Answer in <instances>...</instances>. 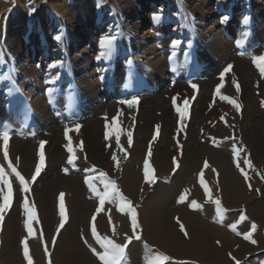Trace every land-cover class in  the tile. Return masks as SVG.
<instances>
[{
    "label": "bare ground",
    "instance_id": "obj_1",
    "mask_svg": "<svg viewBox=\"0 0 264 264\" xmlns=\"http://www.w3.org/2000/svg\"><path fill=\"white\" fill-rule=\"evenodd\" d=\"M57 1L59 0H0V9L5 8V11L14 9L6 18L2 19L0 16V30L2 33L6 30L9 34L8 46L17 59L22 62H27L29 59L27 55H22L20 36L27 34L30 40L36 39L38 43L41 40L47 42L50 32L47 35L45 30L52 29L55 32L59 24L60 28L57 29V32H60V35L61 33L67 34L68 39L71 41L74 39V45L78 44L80 47L77 48L79 54L75 53L73 56L75 61L72 62L68 59L70 67L80 62L78 59L80 55L88 58L91 48H87L82 42L80 45V40L83 39L86 29L82 33H77L71 25L74 22L78 23L86 18L84 16L91 13V0H65L64 5L56 8L54 5ZM141 1L145 6L147 0ZM106 3L109 4L107 7L117 9L118 13L128 14L130 19L134 17L133 10L135 9L132 7L131 1L98 0L97 5L100 6L99 9H102V5H106ZM199 3H201V7H207L208 0H200ZM66 5L70 7L67 8ZM104 7L106 8V6ZM179 8L181 14L185 12L181 5ZM205 10L202 11V15L211 14L213 11L209 7ZM105 14L107 13L105 12ZM34 15L36 16L33 18ZM260 16L262 17V15ZM7 19L9 22L6 21ZM198 22L197 24L192 23V27L197 32L201 52L199 53L200 59L192 57L191 52H184V56L178 63L168 67L165 62L163 63L164 53L157 51L156 45H154L146 51L151 55V58L142 61L139 57V66L131 73L116 68L118 64L113 61L112 68L103 77L101 75L93 79L92 75L84 76L86 74L84 67L72 72L68 77L71 80H67V76L62 77V83L66 86L59 88L52 96V100L57 102L60 99H71L78 94L82 96L84 100L80 101L79 115L75 118L79 120L80 125H87L80 134L86 142L88 157L103 166L102 168L111 178L97 183L99 188H95L98 194L89 189L85 183V180H88L86 176L82 178L61 175L60 169L64 167L65 152L61 147L63 141L57 133L60 128L58 120L52 117L50 107L45 105L42 99L35 98L34 113L38 119L26 122L23 127L20 126L22 134L11 139L9 152L12 158L20 159L21 170L24 174L27 177H32L34 175L32 172L39 163L36 159V149L39 143L45 142L44 149L48 154L47 169L37 182H31L32 187L27 193L28 206L34 208L36 213V219L32 221V224L39 229L33 230L31 237L25 229L27 212L24 209V202L26 197H22L20 185L16 182L11 185L13 207L5 211L3 224H0V264H27L21 243L24 240H27L32 264H105V261L100 259L105 254L103 242L107 240L108 235L113 236V238L110 237L112 241L119 234L126 235V229L131 226H128L125 221V218L129 219V215L126 217L125 214L126 207L123 206V201L118 199L113 203L106 202L101 211L97 213V208L101 207L98 197L104 194V185L108 181L115 182V190L119 192L120 196L124 200L127 198L135 206L137 224L144 236L138 241H133L130 245L128 249L129 264H146V260L157 255L170 258L172 264H238L254 251L264 249V240L260 236L263 231H253L255 222L264 224V146L259 124L254 122L249 129L246 122L249 118V112L246 109L254 110V101L248 82L243 81L244 89L240 97L246 104L241 123L242 136L250 150H245L247 155L246 153L239 154V163L243 168L246 165L245 160L249 163L254 161L255 166L248 167L246 165V170H241V172L233 166L230 158L231 152L228 148L227 150L225 148L215 150L211 148V145L198 144L195 137L192 136L193 134L189 135L184 155L183 150L176 149L170 152L165 149L166 145H160L157 146L154 156L151 154L149 156L141 144L136 142L137 146L134 148L129 162L124 161V157L117 152L107 156L101 144V123L91 121L96 117V114H101L103 110L111 108L117 113L116 100L128 93L125 91L129 87L126 84L136 83L140 78L143 80V77L147 80L141 83L139 88H136L138 85H133L129 92L135 91L143 97L141 113L145 115V124L142 125H144L143 134L147 136L152 134L153 123L157 122L150 114L157 106L162 107L160 116L162 133H169L172 117L170 101L188 98L191 95L190 84L193 81L201 86L194 105L195 119H209L213 123L220 124V119L231 117L234 108L229 103L221 101L208 105L211 98L208 95L210 90L207 86L210 84L211 88L214 86L215 88L223 87L226 93L232 94L231 76L229 75L223 80L215 77L216 70L232 60H234V77L247 76L248 57L241 58L238 56L239 54L238 57H234L233 54L234 47L240 53L245 50L244 46L237 43L246 42L247 28H243L244 30L230 28L226 34H222L221 31L210 27L205 28L203 23L199 24ZM137 25L133 24L134 28H137L136 31L140 32V25ZM116 26H118L116 23L111 22L107 30L111 31ZM248 27L250 29L247 32L252 33L248 38L252 39L253 45H259V42L264 45V23L255 20L252 23L249 22ZM119 31L123 35V28H120ZM41 32L44 33L43 36L38 34ZM148 32L144 31L143 36L149 38ZM116 33L119 32L112 31L109 35L114 36ZM60 35H56L57 39L60 38ZM121 35L118 39L125 41L126 36ZM227 36L232 39L229 40ZM57 43L59 46L52 51L59 54L64 49L61 42ZM234 43H236L235 46ZM259 52L255 50L252 55L255 56ZM21 55L24 59L21 58ZM63 63L65 64L67 61ZM15 65H19V69L27 73V78L34 87L39 76L34 67L26 68L18 62ZM179 70L184 71L179 75ZM32 91L28 94L34 96ZM72 93L74 94L72 95ZM243 107L241 104L240 110ZM136 132L138 133V129ZM235 148L239 149L238 146ZM250 153H252L251 156ZM113 156L118 158L121 163L117 159L113 164ZM146 160L152 166L155 176H158V180L154 183H145L142 163ZM174 160L176 161L175 165L173 164ZM205 162L209 165L207 169L204 168ZM213 169L215 172L212 171ZM172 171H174L173 175ZM201 173H203L204 186L210 190L209 195H211L207 204L203 202L204 196L199 181ZM242 173L249 177L247 181ZM109 192L112 193L111 186ZM61 194H64L66 222L69 221L68 224L65 222L66 225L64 223L63 228H60L59 214ZM112 194L114 196V193ZM1 195L0 190V197ZM182 196L184 202L180 205L179 201ZM217 199L220 201L222 210V214L219 216L217 206L213 202ZM0 203H2L1 198ZM195 203L199 204L200 207L197 208H201L202 211L190 210V205ZM205 212L209 217L203 216ZM94 215L96 216L95 236L91 231ZM241 216L244 217L243 220L240 219ZM177 220H179V224ZM217 221L223 226L218 227ZM180 225H183L187 238L180 231ZM235 226L240 227L241 230L238 229L240 232L237 230L239 234L230 232V229ZM119 230L121 231L119 232ZM127 232V234H131L128 230ZM249 232L252 233L250 240L254 243L243 239V236ZM39 235L41 239L44 238L40 243ZM53 240H55L54 244ZM40 244L45 246L44 251L41 250ZM260 244L262 247H259ZM123 264H128V262L125 261Z\"/></svg>",
    "mask_w": 264,
    "mask_h": 264
},
{
    "label": "rangeland",
    "instance_id": "obj_2",
    "mask_svg": "<svg viewBox=\"0 0 264 264\" xmlns=\"http://www.w3.org/2000/svg\"><path fill=\"white\" fill-rule=\"evenodd\" d=\"M129 1L132 2V7H134L135 9L133 10L134 19H130L129 15L126 13L120 14L118 13L117 9H114L110 6L107 7V5H109L107 3L106 5H102V9H99L100 6L97 5L98 0H91V13L84 16L86 18H84L83 20H80L78 23L74 22L73 25H71L72 28H75L77 33H82V31H85L86 29V33H83V39L80 40V45L81 42L85 43V46L87 48H91V51L88 55V58H85L84 55H80L78 57V59H80V62L73 64L72 67H70L68 61H75L73 56L75 53L77 55L79 54L77 49L79 45H74V39L72 41L69 40L66 36L67 34L63 35L61 33L60 35V32H57V29L60 28V24L57 25L55 32H53L52 29L50 31L49 29L45 30V32H47V35L48 32H50V36L47 38V42L46 40H44L43 42L41 40L40 43H38V40L36 39L30 40L28 39L27 34L25 36H20L21 40L19 42H21L22 45V55H27V57L29 58L27 62H22V60L17 59V57L12 54L13 52L8 46L9 34L5 29L4 30L6 32L4 31V33H2L0 30V133H2L3 131L9 132V145L11 139L14 136L21 135L22 133L19 129L20 126L23 127L26 125V122H32L37 118L34 113V100L35 98L39 97L40 99H42L45 105L50 107L52 117L58 120V124L60 127L57 133L63 141L61 147L65 152L64 167L60 169L61 175L78 176L82 178L86 176L87 179L92 182L94 187L99 188L97 183H101L103 182V180H108L111 178L108 174H106L107 172L102 168L103 166H100L98 163L90 160V158L88 157V152L86 150V142L83 139L82 134H80V132L84 130L87 125H80L79 120H76L75 117L79 115V110L81 108L80 101L82 102V100L84 99L78 94L76 97H72L71 99H60L57 102H53L52 100V96L55 95L56 91L59 88H64L66 86L64 83H62V77L67 76V80H71L70 78H68L71 76V73L76 72L78 69L83 67L85 68L84 71L86 73L84 74V76L92 75L93 79H96L101 75L103 77L107 74L109 69L112 68L113 61L117 62L118 64L116 68H121L122 71H129L131 73V71L133 72L134 69L136 70V68H138L139 57L142 61H146L151 58V55L146 53V51L150 46L154 45H156L157 51L164 53L163 63L165 62L168 67L178 63L179 60H181V58L184 56V52H191L192 57L200 59L199 53L201 52L200 45L197 39V32L192 27V23L197 24L198 21L199 24L203 23L205 28L210 27L211 29H216L217 31H221L222 34H226V31H228L230 28H233L235 30L239 28L240 30H242L243 28H247L245 35L246 42L242 41L241 44L239 42L237 43L244 46L245 50L240 53L235 47L233 49L234 57H248L247 64H249V66L247 69V76H241V78L234 77V60H232L221 65L215 72V77H217L218 79H220L222 75L224 76V79L228 78L229 75L231 76L230 81L233 85L232 94L226 93L223 87H218L220 91L217 92L216 90L218 88H215V86L213 88H211L210 84L207 86V88H209L210 90L208 95L211 98V102L208 103V105H211L214 102L216 104L217 102L221 101L228 103L227 99H231L236 103L240 105L242 104L244 106L239 113H237L235 108L230 104L234 108V112L231 114V117L220 119V124L217 122L218 125L217 123H213L212 120L209 119H195L194 105L196 99L198 98L201 86L198 85L197 82L193 83L195 82L193 81L192 84H190L191 95L188 98L170 101L169 107L172 111V117L169 133H162L163 129L160 122L162 107L157 106L150 113L152 115V118H154V120L157 122L153 123L152 134L147 136L143 134L144 125H142L145 124V115L141 113L143 111V108L141 107L143 103V97H141V95H138L135 91H133V93L129 92L133 85H138L136 88H139L141 86V83L147 80L143 77V80H141L140 78L136 81V83L126 84V86H129L125 90L128 91V93L123 95L122 98L116 100V104L118 106L117 113L116 110L110 108L107 110H103L101 114H96V117L91 119L93 123H101V144L107 156H109L111 153L115 154L117 152V154L124 157V161L129 162L133 155L134 148L138 143L141 144V146L145 150V153H148V155L150 152L151 155L154 156L157 146L160 145H166L165 149L169 150L170 152H173L176 149L183 150L182 153L184 155V149L187 147V143L190 138L189 135L191 136L193 134L192 136L195 137V141L198 144L211 145V148L215 150L223 148L227 150L228 148L231 152L230 158L232 160L233 166L240 172L241 170L245 171L247 166L245 165V167H243V170L242 166H240L239 163V154L246 153L245 150H250L244 140V137L242 136L241 130L244 109L246 108V104L240 97L244 89L243 81L249 83L251 87L252 99L254 101V110L251 109L249 111L248 108L246 109L249 112V118L246 120V122L249 125V129L250 126L254 124V122H257L259 124L264 146V107H262L261 105V102L264 101V77L260 75L259 68L253 62L254 58L264 57V45L262 42H259V45H253L252 39L248 38V36H250L252 33L247 32V30L250 29V27H248L249 22L252 23L253 21L258 20L264 23V0H208L207 7H201L202 5L201 3H199L200 0H147V2H145V6H143L141 0ZM64 2L65 0H59L54 6H56V8L58 6L60 7L61 5H64ZM103 2L105 3V1ZM179 4L185 10V12L182 14L179 11ZM66 6L67 8L70 7L69 5ZM97 6L98 8H96ZM104 6H106V8ZM208 7L213 9L212 13H205L204 15H202V11H204ZM247 8H249L250 10H245ZM12 11H14L13 8L9 11H5V8L0 9V16H2V19L6 18V16L10 12L12 13ZM105 12L107 14H105ZM28 15L30 17V14ZM260 15H262V17ZM35 16L36 15H34L33 18ZM6 21L9 22L8 19ZM111 22L116 23V25L118 26L109 31V29L107 30V28H109V24H111ZM133 24L140 25V32L136 31L137 28H134ZM66 25L68 24L66 23ZM120 28H123V35H121L119 31ZM146 30L149 31V38L143 36V32ZM112 31L119 33L114 34V36L109 35V33H111ZM92 33L93 35H91ZM38 34H41L43 36L44 33L41 32ZM57 34L60 35V38L58 37V39L56 37ZM120 35L123 37L124 35L126 36L125 41H120L118 39ZM227 37L229 40L232 39L229 36ZM89 41L90 43H88ZM57 42H61V46L64 49L63 50L61 47V50L63 51L59 54H57L56 51H52L55 47L59 46ZM44 43H46V45L43 46ZM235 45L236 43H234V46ZM255 50H258L260 52L253 56L252 53ZM22 55L21 58L24 59ZM136 56L138 57L134 58ZM65 61H67V63L64 64L63 62ZM16 62H18V64L20 63L21 66L23 65L26 68H29L31 66L34 67L39 75L38 81L35 82L36 84H34V87L31 85L32 82L27 78V73H24L22 70H20L19 65H15ZM229 66L231 67L229 68ZM182 71L184 70H179V75ZM237 85L239 86V92L236 91L235 86ZM31 91L34 92V96L28 94V92ZM73 94L74 93H72V95ZM130 100H136L137 104H135L133 107H128L127 102ZM185 101H187V105H185ZM185 108L187 109L186 112ZM181 113H185L183 117L181 116ZM228 119H230V121H228ZM231 119L235 123L232 122ZM77 126L78 131H74V129H77ZM136 129H138V133L136 132ZM66 131L67 138L65 136ZM129 135L131 136V147L128 146ZM41 143L44 144L45 148V142ZM41 143H39V146L36 149V159L38 161L41 152ZM0 145V168L4 169L5 179L7 180L8 185H13L18 182L12 175L11 169L8 167V164L11 163L12 166L15 167L16 170L21 174V176L24 177L28 188H31V177H27V175H25L21 170L20 159L12 158V156H10V149L8 147L7 151L9 159L8 161H5L3 157L4 148L2 140H0ZM236 146H238L239 149L235 148ZM69 147H71L72 149V155H74L76 158L74 161V165H69L67 163V160L69 159ZM44 148V167L41 171L40 176L36 179L35 182L39 180L48 166V154L46 153ZM233 148H235L237 153H239L238 155L232 151ZM251 155L252 153H250V156ZM117 159L118 158H116L115 161L112 159L113 164L116 163ZM118 161L119 163H121L119 159ZM144 164L145 162L142 163L143 175ZM250 164L251 167L255 166L254 161H251ZM148 165L152 170L154 181H157L158 176H155V174L153 173L154 170L149 162ZM32 173L35 174V168ZM101 173H104V177L100 176ZM173 174L174 171H172V175ZM201 179L203 178L201 177L199 181H201ZM201 187L204 196L203 202L207 204L210 200L209 197H211V195L205 194L204 187L206 186ZM0 190L2 192V195L0 197L1 199L3 195H8V188L5 184L0 183ZM27 193H24L22 191V197H26L28 203L29 197ZM126 201H128L127 198ZM13 204L14 202L12 200L11 207H13ZM181 204L183 203H180V205ZM195 205L197 207L199 206V204L197 203H195ZM131 206L135 208L132 202ZM197 207L195 210L200 211L201 208L199 209ZM192 209L193 204L190 205V210ZM125 212L127 213V208H125ZM205 215L206 212L203 213V216ZM225 215L226 214L224 213V216ZM126 217H128V215H126ZM206 217L209 216L206 215ZM125 221L126 223H128V226L131 225L130 216L129 219L125 218ZM68 222L69 221H67L66 223L68 224ZM219 223V221H217L216 223L218 227H221V225L223 226L222 223ZM32 226H34V228H32L33 230L39 229H37L34 224H32ZM254 226V230L252 228L254 232L263 231V234L260 236L264 240V224L255 222ZM129 228L126 229V233L124 231L126 235L119 234V236L115 237L113 241L111 239L113 238V236L108 235L107 237V240H110L112 244L125 248L124 258L120 261V264H123L125 261L129 264L130 261L128 257V249L132 242L136 240L135 236L138 235L141 237V239L144 237L140 232L139 226L135 232V235L133 234L132 226H129ZM235 229L236 231L233 232L238 233V229H240V227L237 228V226H235ZM127 230L131 234H127ZM120 231L121 230H119V232ZM33 234L35 235V232ZM40 234L44 233L41 232ZM113 234L115 235L114 231ZM43 239H41L39 235V243ZM123 242L124 244L122 245ZM40 246L42 247L41 250L44 251L45 246H43V244H40ZM259 247H262V245L260 244ZM158 256H160L161 258L166 257L163 255ZM260 262L261 264H264L263 248L254 251L249 256H246L238 264H259ZM164 264H172L170 258L167 257V260L164 262Z\"/></svg>",
    "mask_w": 264,
    "mask_h": 264
},
{
    "label": "snow or ice",
    "instance_id": "obj_3",
    "mask_svg": "<svg viewBox=\"0 0 264 264\" xmlns=\"http://www.w3.org/2000/svg\"><path fill=\"white\" fill-rule=\"evenodd\" d=\"M253 62L259 68L260 75L262 77H264V57L254 58ZM230 67L231 66H229V68ZM220 79L223 80L224 76L222 75L220 77ZM235 87H236V91L239 92V86L237 85ZM216 91L219 92L220 89L218 88ZM225 99H227V98H225ZM227 102L235 108L237 113L240 112V105L238 103H236L234 100H231V99H227ZM135 104H137L136 100H130L127 102L128 107H133ZM185 105H187V101H185ZM261 105H262V107H264V101L261 102ZM186 111H187V109L185 108V112ZM184 114L185 113H181V116L183 117ZM74 131H78V126H77V129H74ZM65 136L67 138V131L65 133ZM0 140L3 141V148H4L3 157H4V160L8 161L9 155H8L7 149L9 147V132L3 131L2 133H0ZM128 146L131 147V136L130 135H129V140H128ZM40 148H41V152L39 155V163L37 164V166L35 168V174L32 175V177H31V181L33 183L40 176L41 171L44 167V159L45 158H44V154H43V148H44L43 143H41ZM232 151L234 153H236L237 155L239 154V153H237L235 148H233ZM68 152H69V159L67 160V163L69 165H74V161L76 158L74 155H72L71 147H69ZM150 154L151 153L149 152V156H150ZM112 159L115 161L116 157L113 156ZM173 164L174 165L176 164L175 160L173 161ZM245 164L248 167H251V164L247 160H245ZM8 167L11 169L12 175L19 182L21 190L24 193H27L29 191V188L27 186V183H26L24 177L21 176V174L16 170L15 167L12 166L11 163L8 164ZM208 167H209L208 163L205 162L204 168L207 169ZM212 171L215 172L214 169ZM242 175H244L245 181H247L249 179L247 174L242 173ZM100 176L104 177V173H101ZM144 176H145V183H154L155 182L153 179L152 170L150 169L147 160L145 161V164H144ZM202 176H203V173H201V177ZM0 183L5 184L8 188V195H3L2 196V203H0V224H3L4 213L7 209H9L11 207V204H12V187H11V185H8V182L5 179V172H4L3 168H0ZM85 183L88 185L89 189L93 193L98 194L97 189L93 186V184L90 180H85ZM200 183H201V186H204L203 179H201ZM110 186L112 188V193H114V196L112 193L109 192ZM104 188H105L104 194L99 197V203H100L101 207L97 208V210H96L97 213H99L101 211V209L103 208V206L106 202L107 203H113L114 200H117V199L120 201H123V206L127 208L126 215L130 216L132 231H133V234L135 235V232H136L137 227H138L137 215H136V210L131 206V202L124 200L123 197L120 196L119 192L115 190V182L108 181L107 183H105ZM204 191H205V194L208 195L210 190L207 187H204ZM209 199H211V197H209ZM179 202L180 203L184 202L183 196L180 198ZM213 202L217 206L218 216L221 215L222 210L220 209V201L217 199V200H214ZM196 207L197 206L195 204H193V210H195ZM24 209L27 212V222L25 223V229L27 230V232L29 233V236L31 237V234L33 231L32 221H34L36 219V213L34 211V208H29L27 200H25V202H24ZM59 214H60V228H63L64 223L66 222L65 207H64V194H61L59 197ZM240 219L243 220L244 217L241 216ZM95 220H96V216L94 215L92 217L93 227L91 229L94 236L96 233V229L94 226ZM110 223H111V221H110ZM177 223L179 224V220H177ZM254 227L255 226L253 225V228ZM230 230L234 231V232L236 231L235 227H232ZM57 231H59V229H57ZM180 231L182 233H184L185 237L187 238V233L185 232L183 225H180ZM237 234H239V233H237ZM251 235H252V233L249 232L247 235L243 236V239H245L246 241H250V242L254 243V241L250 240ZM135 238H136V240L141 239V237L138 235L135 236ZM21 243H22V247H23L24 259L27 261V264H32V260L29 257V248H28L27 240H24ZM54 243H55V240H53V244ZM104 246H105V254L103 256H101L100 259L105 261V264H120V261L124 258L125 248L119 247L115 244H112L111 241H105ZM166 260H167V257L161 258L160 256L157 255L155 257H152V258L146 260V264H164V262Z\"/></svg>",
    "mask_w": 264,
    "mask_h": 264
}]
</instances>
